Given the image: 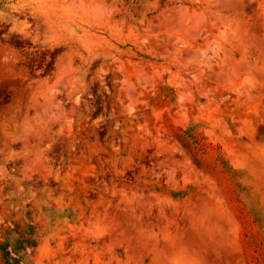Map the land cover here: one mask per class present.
<instances>
[{
    "label": "rangeland",
    "instance_id": "obj_1",
    "mask_svg": "<svg viewBox=\"0 0 264 264\" xmlns=\"http://www.w3.org/2000/svg\"><path fill=\"white\" fill-rule=\"evenodd\" d=\"M0 264H264V0H0Z\"/></svg>",
    "mask_w": 264,
    "mask_h": 264
}]
</instances>
